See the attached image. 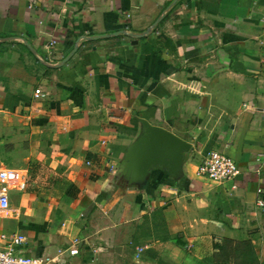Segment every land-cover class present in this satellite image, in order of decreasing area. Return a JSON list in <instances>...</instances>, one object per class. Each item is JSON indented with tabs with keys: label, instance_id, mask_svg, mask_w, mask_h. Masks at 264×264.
<instances>
[{
	"label": "crops",
	"instance_id": "obj_1",
	"mask_svg": "<svg viewBox=\"0 0 264 264\" xmlns=\"http://www.w3.org/2000/svg\"><path fill=\"white\" fill-rule=\"evenodd\" d=\"M146 124L191 146L178 166ZM213 150L235 181L198 175ZM0 162V233L34 256L264 264V0H0Z\"/></svg>",
	"mask_w": 264,
	"mask_h": 264
},
{
	"label": "built area",
	"instance_id": "obj_2",
	"mask_svg": "<svg viewBox=\"0 0 264 264\" xmlns=\"http://www.w3.org/2000/svg\"><path fill=\"white\" fill-rule=\"evenodd\" d=\"M46 94L41 88L35 91V98L45 97ZM261 162V158L258 159ZM198 175L222 185L227 182L235 181L240 175V168L237 162L226 154L213 150L208 152L198 166ZM17 176L16 171L0 167V213L10 210L12 203L13 183ZM263 191L258 190L261 195ZM257 205L264 207V199H259ZM27 237L21 232L0 233V264H57L64 257L66 252L70 256L79 254L78 248L73 246L69 249H60L58 257L48 255L34 256L27 250ZM146 248L140 247L137 255H141ZM63 256V257H62Z\"/></svg>",
	"mask_w": 264,
	"mask_h": 264
},
{
	"label": "water",
	"instance_id": "obj_3",
	"mask_svg": "<svg viewBox=\"0 0 264 264\" xmlns=\"http://www.w3.org/2000/svg\"><path fill=\"white\" fill-rule=\"evenodd\" d=\"M148 139L143 143L141 150L153 154L154 158L161 157L170 161L173 167L178 166L184 154L189 152L191 146L179 137L162 129L145 125Z\"/></svg>",
	"mask_w": 264,
	"mask_h": 264
},
{
	"label": "rangeland",
	"instance_id": "obj_4",
	"mask_svg": "<svg viewBox=\"0 0 264 264\" xmlns=\"http://www.w3.org/2000/svg\"><path fill=\"white\" fill-rule=\"evenodd\" d=\"M4 163V164H3ZM6 162H0V167H5V168H8V166L5 164ZM20 177V176H19ZM17 179H19L18 178V175L16 176V178H15V183L18 181ZM15 194V193H14ZM14 194H11V195H13L12 197L14 198L13 199V201H12V204H11V206L12 207H10V209L12 208L13 210L15 209V207L17 206V201H16V199H17V197H14ZM17 196V195H16ZM13 210H8V211H6V212H3V213H0V230L1 229H4V226L2 225V221H4V218L6 217H9V216H11V214L14 212ZM4 216V217H3Z\"/></svg>",
	"mask_w": 264,
	"mask_h": 264
}]
</instances>
